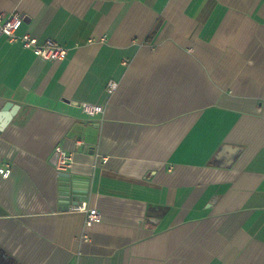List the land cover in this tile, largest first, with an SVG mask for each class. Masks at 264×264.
Returning <instances> with one entry per match:
<instances>
[{
  "label": "crops",
  "instance_id": "crops-1",
  "mask_svg": "<svg viewBox=\"0 0 264 264\" xmlns=\"http://www.w3.org/2000/svg\"><path fill=\"white\" fill-rule=\"evenodd\" d=\"M0 13L68 52L44 60L0 23V264H264V0Z\"/></svg>",
  "mask_w": 264,
  "mask_h": 264
},
{
  "label": "built area",
  "instance_id": "built-area-1",
  "mask_svg": "<svg viewBox=\"0 0 264 264\" xmlns=\"http://www.w3.org/2000/svg\"><path fill=\"white\" fill-rule=\"evenodd\" d=\"M23 21V16L19 13L4 14L0 13L1 34L6 35L12 42L21 41L24 48L31 49L34 53L47 61L62 60L67 56V49L58 45L53 40H46L43 43H39V39L30 33H25L21 37L16 35V31ZM118 87V83L114 80L108 84L109 93H113ZM83 109L91 114L95 115L102 113L103 110L96 106L83 104ZM57 167L61 171H66L71 168L73 163L72 155L63 148H58L56 151ZM0 174L9 178L12 174V168L10 165L0 166ZM71 212H81L85 214V227L90 228L94 224L102 221V214L96 208H90L87 204H78L70 208Z\"/></svg>",
  "mask_w": 264,
  "mask_h": 264
},
{
  "label": "water",
  "instance_id": "water-1",
  "mask_svg": "<svg viewBox=\"0 0 264 264\" xmlns=\"http://www.w3.org/2000/svg\"><path fill=\"white\" fill-rule=\"evenodd\" d=\"M67 175V174H66ZM83 198V197H82ZM77 200H80V198H77Z\"/></svg>",
  "mask_w": 264,
  "mask_h": 264
}]
</instances>
